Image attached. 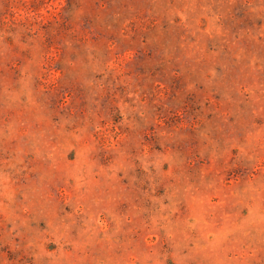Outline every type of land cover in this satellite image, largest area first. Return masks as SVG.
Returning a JSON list of instances; mask_svg holds the SVG:
<instances>
[{"label": "rangeland", "instance_id": "374dc122", "mask_svg": "<svg viewBox=\"0 0 264 264\" xmlns=\"http://www.w3.org/2000/svg\"><path fill=\"white\" fill-rule=\"evenodd\" d=\"M0 264H264V0H0Z\"/></svg>", "mask_w": 264, "mask_h": 264}]
</instances>
